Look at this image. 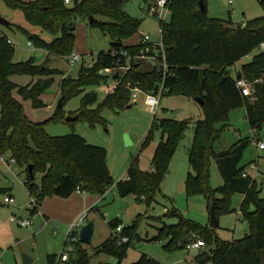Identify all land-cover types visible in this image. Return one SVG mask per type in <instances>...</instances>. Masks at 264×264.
Wrapping results in <instances>:
<instances>
[{
	"label": "trees",
	"instance_id": "trees-1",
	"mask_svg": "<svg viewBox=\"0 0 264 264\" xmlns=\"http://www.w3.org/2000/svg\"><path fill=\"white\" fill-rule=\"evenodd\" d=\"M124 1L80 0L66 5L64 0H3L9 9L20 11L27 24L40 31H29L14 23H10L8 28L23 32L33 47L47 52V58H64L72 54L77 18H94L90 26L109 36L112 43L107 53L98 54L91 67L80 70L77 79L62 78L58 84L62 107L68 100L82 96L78 119L84 117L91 126L104 122L101 113L105 109L116 111L131 106L128 86H137L149 93L162 83L152 64L132 65L127 73L113 78L98 74L103 69L124 65V51L131 55L137 52L135 44L127 46L125 42L138 33L141 21L124 12ZM200 2L207 5V0H170V21L162 25V42L171 74L164 82L166 93L203 101L200 107L204 118L194 124L193 144L189 152L190 172L184 191L188 197L204 196L208 209L213 199L217 218L235 212L231 208L234 194L244 196L239 211L250 232L241 240L221 241L208 227H199L193 221L179 217L176 225L160 228L155 241L166 240V251L186 250L195 241L204 242V248L213 247L209 252L198 254L197 264L209 261L213 264H264V199L259 197L255 182L246 176V168L241 167L249 141L238 140L229 150L215 151L221 132L228 126L230 111L241 106L246 107L251 138L259 142V132L264 126V85L257 86L254 98L249 99L241 95L235 82L241 78L254 80L264 74V52L243 65L234 78L229 69L264 43V15L245 23L244 28L233 29L231 21L209 18L207 13H201ZM260 5L264 10V0H260ZM44 33L52 37L50 42L44 40ZM14 52V45L5 35L0 39V155H8L9 160H14L25 174L24 186L29 195L36 198L37 208L46 198L68 199L77 189L89 195L103 196L114 184L107 166V151L89 145L75 134L51 137L45 130L48 121L33 123L25 114L26 102L31 103L34 109L46 106L41 97L52 87L55 77L62 73L36 66L35 59L15 63ZM15 77H30L36 81L20 86L13 81ZM109 82L118 85L100 103L96 93L85 92L86 87L108 85ZM63 118L62 108L57 107L50 121L58 122ZM218 124L222 125L220 131L216 129ZM189 126L190 121L154 119L142 145L144 148L149 144L154 130L160 131L161 140L153 154L152 170L141 171L135 161L128 168L126 178L115 185L117 195L120 198L134 195L150 206ZM211 158L215 160L224 183L216 190L209 182ZM29 166L32 174L28 171ZM38 176L41 177L39 185L36 184ZM0 193L7 194V190ZM37 208L31 213H36ZM107 226L113 232L122 226V222L116 218L108 221ZM120 236L128 238V243H120ZM133 238L134 227L123 228L117 237L111 233L99 251L121 261L127 255ZM89 246L78 241L66 262L59 260L61 252L59 256H48L47 263L89 264ZM133 264L160 263L142 255Z\"/></svg>",
	"mask_w": 264,
	"mask_h": 264
},
{
	"label": "rangeland",
	"instance_id": "rangeland-1",
	"mask_svg": "<svg viewBox=\"0 0 264 264\" xmlns=\"http://www.w3.org/2000/svg\"><path fill=\"white\" fill-rule=\"evenodd\" d=\"M28 2L30 0H21ZM157 0H126L123 10L129 16L141 21L138 33L127 40V46L134 45L138 38L148 35L152 42H157L160 37V22L157 17L149 15V9L155 5ZM207 15L209 18L231 21L234 25L245 24L252 20L263 17L264 10L260 0H235L234 5L228 6L226 0H207ZM0 17L10 23L19 25L29 31L39 33L38 28H33L25 21L20 11L9 9L0 0ZM101 21H104L101 19ZM170 21L168 15L166 22ZM7 39L15 48L14 62L21 63L35 59L36 66L46 67L51 70L60 71L62 75L55 77L52 87L41 97L46 105L43 108L34 109L31 103L24 104L27 118L33 123H46L45 130L51 137H62L71 134L82 137L89 145L103 148L107 151V166L109 168L113 185L104 194V200L97 206L99 212L89 211L87 222L94 224V234L88 248L89 264H133L142 255L155 260L160 264H197L196 257L203 252H209L213 247L201 250L178 249L166 251L164 246L166 240L155 241L159 229L164 226L176 225L179 217L196 223L199 227L207 228L209 225L208 201L202 195L188 197L184 191V184L190 172L189 152L193 144V130L196 121L204 118L203 109L192 98L167 93L163 96L158 108L156 119H171L176 121H190V126L180 140L174 155L171 158L167 175L160 185L159 192L154 197V202L147 206L140 198L134 195L120 198L117 195L115 185L125 178L127 169L137 161L141 171L151 170V161L157 145L161 140L160 131L154 130L149 144L142 148L154 121V116L149 113L143 103V97L139 96L130 108L123 110L102 111L103 123L91 126L89 122L81 117L74 122H67V117H73L79 113L82 96L68 100L62 107L64 118L58 122L50 121L56 114L61 93L58 84L62 78L77 79L82 68H88L92 60H96L98 54L107 53L111 47V39L103 34L98 28H92L88 20L77 18L75 21L74 36L76 38L72 54L83 57V63L70 64L69 57L46 58L47 52L36 49L29 42L27 36L15 28H3L0 26ZM44 40L50 42L52 37L43 34ZM259 48L250 55L237 62L229 69L231 77L243 65L249 64L253 58L260 54ZM44 65V66H43ZM63 76V77H62ZM30 77L13 78L19 84L27 83ZM106 86H90L85 92L97 94L98 103L107 95ZM228 126L221 132L220 139L216 142V153L231 149L238 140L248 139L249 144L241 160V167L253 178L255 188L260 191L259 197L264 199V151H258L251 138V129L246 118V107L241 106L230 111L228 115ZM216 129L220 131L222 125L218 124ZM125 135L129 136L132 146L126 147ZM259 141L264 142V126L259 132ZM9 156L5 155L4 163L0 161V191L9 190L8 194L14 197L15 204L4 203L6 194L0 193V223L4 232L12 234L11 240L3 237L0 240V264H23V257L33 260L32 264H48L47 257L60 255L68 234V229L56 223H47L44 220L31 216L27 205L30 202L29 193L24 186L25 174L16 165H7ZM210 186L216 190L223 187V179L216 166L215 160L210 159L209 165ZM36 184L39 185V176ZM101 197V196H100ZM244 197L234 194L231 197V208L235 211L218 217L219 226L214 231V236L226 242L243 239L250 232L248 223L243 221L239 214ZM253 210V208H252ZM175 213L177 215L175 216ZM15 218L23 221H31V228L19 227L11 223ZM119 219L122 227L131 229L134 227L135 238L131 240L127 255L121 261L113 256L99 251L100 246L111 236V230L107 221ZM135 224V226H134ZM20 260V261H19ZM205 264H213L207 262Z\"/></svg>",
	"mask_w": 264,
	"mask_h": 264
},
{
	"label": "built area",
	"instance_id": "built-area-1",
	"mask_svg": "<svg viewBox=\"0 0 264 264\" xmlns=\"http://www.w3.org/2000/svg\"><path fill=\"white\" fill-rule=\"evenodd\" d=\"M80 0H64V3L66 5H70L74 2H77ZM226 3L228 6H232L235 3V0H226ZM169 5L170 0H157L155 5L149 9V15L157 17L160 22V37L157 42H152L151 38L148 35L141 36L138 38L137 42L135 43V47H137V52L133 55H131L128 51L123 52V57L125 60L124 65L122 66H116L114 68H106L101 71H99V75L103 77H117L120 75H124L127 73L131 68L132 65H147L152 64L156 67V72L160 74L162 78V83L159 85V87L155 88L152 92H144L139 87L134 86H128V90L130 92V99L131 103H135L139 96L143 97V103L149 113H151L154 116V119H156V114L158 111V108L160 106L161 99L166 94V91L164 89V82L165 79L168 77H171L170 74V67L167 64L166 61V54H165V48L162 42V25L166 23V19L169 15ZM5 34L0 31V39L4 38ZM9 43L13 44L10 40H8ZM259 50L261 52H264V43H262L259 47ZM96 60H92L88 64V68L91 67ZM68 62L70 64H76V63H83L84 59L81 56L72 54L69 57ZM117 83L110 86H106L107 93H112L115 88L117 87ZM264 85V74L257 79L249 80L246 78H241L235 82L236 88L240 91L241 95L243 97L253 99L255 96V89L257 86ZM252 135V134H251ZM255 144V147L258 151H264V142L262 141H253ZM4 155H0V161L4 163ZM7 165H16L14 160H8L6 161ZM24 183V182H23ZM77 193H80L81 191L79 189L76 190ZM30 202L27 205V209L29 211H32L33 209L38 207V203L35 197L29 195ZM104 198V195L101 196V199ZM4 203L7 205H14L15 201L12 197H5ZM38 210V208H37ZM36 210V211H37ZM89 211L83 212L78 219L69 227L67 238H66V245L63 247L62 255L59 257V260L61 262H66L68 260V256L70 253L74 250V244L79 241V232L80 229L87 223V214ZM11 222L16 223L18 226L22 228H30L32 226L31 221H23L15 218L10 219ZM123 228L122 226L118 227L115 231H113L114 237H117V235L121 234ZM128 238L119 237L120 243H128ZM205 247L204 242L202 241H195L190 243L187 246V251L190 250H201Z\"/></svg>",
	"mask_w": 264,
	"mask_h": 264
},
{
	"label": "crops",
	"instance_id": "crops-1",
	"mask_svg": "<svg viewBox=\"0 0 264 264\" xmlns=\"http://www.w3.org/2000/svg\"><path fill=\"white\" fill-rule=\"evenodd\" d=\"M30 1H32V0H30ZM30 1H28V2H30ZM46 58H47V56H46ZM50 58H52V57L51 56L48 57V59H50ZM29 79H30V81L25 83V84L24 83L19 84V82L16 83L15 79H13V81L20 86H25L31 82L36 81V79H32V78H29ZM151 170H152V167H151ZM126 174H127V172H126ZM126 174H125V178H126ZM246 176L250 177L253 180V178L247 172H246ZM40 179H41V177L39 176V182H40ZM7 192H9V190H7ZM6 196L12 197L14 199V197L11 194L7 193ZM102 200H104V198L101 199L100 196L99 197L93 196V195H89L87 193H82V192H80V193L76 192L75 194H73L68 199H60L57 197L46 198L40 204V207L38 208V210L34 214H36L35 215L36 219H38V220L43 219L44 220V225H46L47 223H50V222L53 223L55 221L56 223H59L65 231L67 229L69 230L70 225H72L83 212L91 211V210L95 211V212H99L97 206L100 202H102ZM30 213H31V211H30ZM34 214L31 213V216H33ZM239 214H240V212H239ZM10 222H11V220H10ZM86 222H87V219H86ZM11 223H13V222H11ZM2 226L3 225L0 223V238L6 237V238H8V241L11 240L12 234L8 232V235H7V233L4 232V228ZM112 234H113V232H112ZM0 240L3 241V239H0ZM0 245H1V243H0ZM0 251H1V248H0ZM27 259L31 261V264L33 263V260H31L30 258H27Z\"/></svg>",
	"mask_w": 264,
	"mask_h": 264
},
{
	"label": "water",
	"instance_id": "water-1",
	"mask_svg": "<svg viewBox=\"0 0 264 264\" xmlns=\"http://www.w3.org/2000/svg\"><path fill=\"white\" fill-rule=\"evenodd\" d=\"M199 10L203 14L207 13V8H206V6H205V4L203 2L199 3ZM93 21H94V18L91 17L88 20V24L91 25L93 23ZM0 26L3 27V28H8V27H10V22H8L5 19L0 17ZM244 27H245V24H236L232 28L233 29H239V28H244ZM62 100L63 99L61 98V100L58 102V108L59 109L62 108ZM194 101L199 106L203 105V101L200 100L199 98H196ZM128 108H130V106ZM78 118H79V114H77V115H75L73 117H67L66 121L67 122H74V121L78 120ZM124 143H125L126 147L132 146V142L130 141L128 135H125ZM28 171H29L30 174H32V167L31 166L28 167ZM208 214H209V225H208V228L210 230H212V231H215L218 228V226H219V222H218V218H217L216 212H215V201L213 199L210 200ZM93 234H94V224L90 223V222L86 223L80 229L79 242L81 244H83V245L89 246L91 244ZM189 238H191V235L189 236ZM23 263L24 264H31V261L28 260L26 257H23Z\"/></svg>",
	"mask_w": 264,
	"mask_h": 264
}]
</instances>
